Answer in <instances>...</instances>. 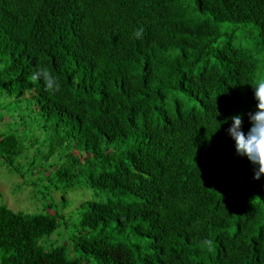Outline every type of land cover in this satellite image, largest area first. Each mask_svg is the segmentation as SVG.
Here are the masks:
<instances>
[{
    "label": "trees",
    "instance_id": "obj_1",
    "mask_svg": "<svg viewBox=\"0 0 264 264\" xmlns=\"http://www.w3.org/2000/svg\"><path fill=\"white\" fill-rule=\"evenodd\" d=\"M242 25L256 36L234 39ZM43 67L58 89L33 79ZM261 77L264 0H0V111L25 98L81 153L34 182L94 192L51 247L56 214L0 205V264H264V175L226 131L240 114L247 133ZM23 151L0 132V165L33 175Z\"/></svg>",
    "mask_w": 264,
    "mask_h": 264
},
{
    "label": "rangeland",
    "instance_id": "obj_2",
    "mask_svg": "<svg viewBox=\"0 0 264 264\" xmlns=\"http://www.w3.org/2000/svg\"><path fill=\"white\" fill-rule=\"evenodd\" d=\"M237 31L234 39L244 34L256 36V29H251V25H242ZM234 39L233 43L235 44ZM5 104L6 101L0 99V108ZM0 132L15 135L24 147V155L19 163L23 164L25 162L23 158L27 157L29 162L35 164L34 167L36 168L32 175L31 166L23 164L24 166L19 167L20 174L18 176V174L11 173L5 166L0 165V205H6L14 212L56 214L57 221L62 229L57 230L49 240L46 239L48 246L63 244L66 241L71 243L73 235L77 234L76 225L74 226V223H72L77 221L76 208L81 202L94 199L93 190L88 189L83 184L76 185L75 190H69L65 187V184L59 182H55L57 188H47L49 185L47 179L42 183L34 182V180L37 179V176L41 178L45 171L47 173L52 171L50 164L58 158H63L69 153L73 156H77V154L80 156L81 153L74 150L70 142L58 145L60 134L52 131L47 132L41 118L32 110V106L25 98H23V103L17 109L10 108L0 111ZM31 145H33V148H31ZM50 148L55 153L47 161ZM82 156L88 155L82 154ZM88 159L91 160V157H88ZM82 167L84 166L76 168L69 166V169H73V172L77 173ZM20 176L24 178L22 179ZM40 192L43 194H40ZM65 195H68L69 200L61 202L62 197ZM56 197L59 200L55 203ZM48 205L51 206L50 210L49 208L42 210L43 206L47 207ZM135 243L143 246L144 241L143 239H137Z\"/></svg>",
    "mask_w": 264,
    "mask_h": 264
},
{
    "label": "clouds",
    "instance_id": "obj_3",
    "mask_svg": "<svg viewBox=\"0 0 264 264\" xmlns=\"http://www.w3.org/2000/svg\"><path fill=\"white\" fill-rule=\"evenodd\" d=\"M133 34L136 38H141L143 28L135 29ZM33 79H42L47 90H56L60 87L58 77L47 67L34 73ZM252 87L257 103L255 111L249 113L250 128L247 133L242 130V118L237 114L230 118L231 123L226 131L234 140L236 154L250 161L253 165V178L259 180L264 175V77L257 78ZM195 104L200 109V103L195 102ZM243 123L245 125L244 120ZM198 244L206 253L213 251L214 245L210 238H204Z\"/></svg>",
    "mask_w": 264,
    "mask_h": 264
}]
</instances>
